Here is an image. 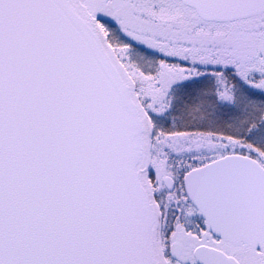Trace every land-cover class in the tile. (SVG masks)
Masks as SVG:
<instances>
[{"label": "snow or ice", "instance_id": "6c2138e0", "mask_svg": "<svg viewBox=\"0 0 264 264\" xmlns=\"http://www.w3.org/2000/svg\"><path fill=\"white\" fill-rule=\"evenodd\" d=\"M0 264H264V0H0Z\"/></svg>", "mask_w": 264, "mask_h": 264}]
</instances>
